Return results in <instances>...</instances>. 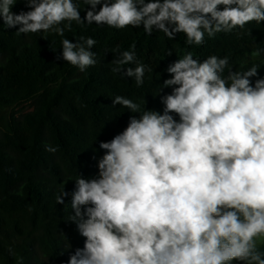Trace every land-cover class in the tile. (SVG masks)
I'll list each match as a JSON object with an SVG mask.
<instances>
[{
  "label": "clouds",
  "instance_id": "clouds-1",
  "mask_svg": "<svg viewBox=\"0 0 264 264\" xmlns=\"http://www.w3.org/2000/svg\"><path fill=\"white\" fill-rule=\"evenodd\" d=\"M0 0V27L55 33L72 22L140 28L201 46L205 37L264 23V0ZM100 5L97 10V6ZM222 6V7H221ZM92 37L64 38L57 59L84 71L96 64ZM118 52L111 71L144 84L135 44ZM169 51L168 55H171ZM135 64V67H124ZM228 69L227 76L224 75ZM259 66L229 67V57L200 60L192 51L171 63L163 111L117 95L127 126L98 159V177L77 175L69 221L85 238L68 264H264V78ZM257 77L253 82L252 78ZM146 105V101H142ZM178 117V119L176 118ZM46 151L56 152L51 145ZM69 193L56 197L64 204Z\"/></svg>",
  "mask_w": 264,
  "mask_h": 264
},
{
  "label": "trees",
  "instance_id": "trees-1",
  "mask_svg": "<svg viewBox=\"0 0 264 264\" xmlns=\"http://www.w3.org/2000/svg\"><path fill=\"white\" fill-rule=\"evenodd\" d=\"M79 6L83 19L89 6L82 0ZM28 10L22 0L11 9L15 14ZM19 27H0V113L23 103H32L33 111L12 115L0 125V264H68L70 255L83 248L85 238L68 220L75 179L97 178V162L104 153L99 143L121 132L131 115L139 116L113 107L115 96L141 103L142 110L162 112L161 97L172 92L163 87L171 78L166 68L186 51L200 60L228 56L229 67L237 71L258 65L264 78V23L206 36L201 46L186 45L182 33L175 40L155 30L148 35L142 26L118 30L72 22L63 37L18 33ZM80 36L96 40L90 51L97 62L84 71L57 59L62 39L75 42ZM132 44L137 62L152 69L146 68L142 87L111 71L119 55L113 49L119 46L122 52ZM251 55L262 58L249 61ZM47 145L56 152L46 151ZM62 190L69 195L58 204Z\"/></svg>",
  "mask_w": 264,
  "mask_h": 264
},
{
  "label": "rangeland",
  "instance_id": "rangeland-1",
  "mask_svg": "<svg viewBox=\"0 0 264 264\" xmlns=\"http://www.w3.org/2000/svg\"><path fill=\"white\" fill-rule=\"evenodd\" d=\"M261 58L262 56L259 55H251L249 57V61H257L260 60ZM32 111H33L32 103H23L14 108L3 110L0 113V125L2 124V121L4 122L6 120H9L12 115H15L16 117H20Z\"/></svg>",
  "mask_w": 264,
  "mask_h": 264
}]
</instances>
